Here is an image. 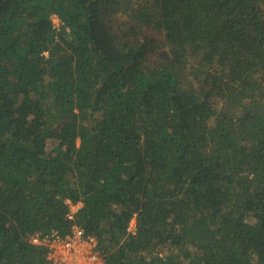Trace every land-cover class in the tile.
<instances>
[{"label":"trees","instance_id":"16d2710c","mask_svg":"<svg viewBox=\"0 0 264 264\" xmlns=\"http://www.w3.org/2000/svg\"><path fill=\"white\" fill-rule=\"evenodd\" d=\"M72 224L104 264H264V0H0V264Z\"/></svg>","mask_w":264,"mask_h":264},{"label":"built area","instance_id":"2783aa9c","mask_svg":"<svg viewBox=\"0 0 264 264\" xmlns=\"http://www.w3.org/2000/svg\"><path fill=\"white\" fill-rule=\"evenodd\" d=\"M53 20V19H52ZM53 23V21H52ZM60 22L55 26L58 28ZM68 206L66 219L73 221L74 214L80 208L81 204H72L65 200ZM128 230L134 232V222L129 225ZM34 245L46 247L48 264H104L98 253L95 251V240L86 236L75 224L71 225L70 233L61 236L56 231H51L42 237L34 235L29 240Z\"/></svg>","mask_w":264,"mask_h":264},{"label":"rangeland","instance_id":"374dc122","mask_svg":"<svg viewBox=\"0 0 264 264\" xmlns=\"http://www.w3.org/2000/svg\"><path fill=\"white\" fill-rule=\"evenodd\" d=\"M52 21H53L54 25L56 26L58 24V21L59 20L56 17H53V20ZM52 145H53V143H51V142L48 144V150L50 148H52Z\"/></svg>","mask_w":264,"mask_h":264}]
</instances>
